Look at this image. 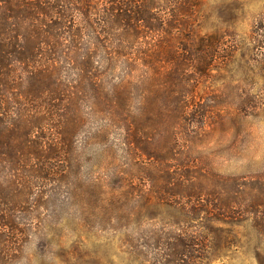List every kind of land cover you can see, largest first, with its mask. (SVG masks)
Segmentation results:
<instances>
[{
  "label": "trees",
  "instance_id": "obj_1",
  "mask_svg": "<svg viewBox=\"0 0 264 264\" xmlns=\"http://www.w3.org/2000/svg\"><path fill=\"white\" fill-rule=\"evenodd\" d=\"M200 5L0 0V264H30L62 205L83 208L77 225L123 232L139 264H204L222 225H248L264 249V156L236 175L210 151L218 125L263 102L212 82L230 53L201 31ZM251 42L264 69V13Z\"/></svg>",
  "mask_w": 264,
  "mask_h": 264
},
{
  "label": "rangeland",
  "instance_id": "obj_2",
  "mask_svg": "<svg viewBox=\"0 0 264 264\" xmlns=\"http://www.w3.org/2000/svg\"><path fill=\"white\" fill-rule=\"evenodd\" d=\"M201 2L198 25L203 32L223 34L230 53L227 63L217 66L212 82L221 78L228 81L233 91L251 92L262 110L247 121L233 124L227 119L218 131L211 135L210 151L217 167L223 173L243 175L251 156H264V69L253 63L251 28L264 13V0H199ZM256 111V112H257ZM246 130L251 134L246 136ZM228 132V133H226ZM232 136L240 141H231ZM218 139L221 144L215 143ZM237 143L236 151L225 149ZM210 144V145H211ZM122 152H118L116 163H121ZM99 160L96 157L85 165L86 175ZM83 208L78 205H62L59 208L63 220L55 225L46 222L43 235L33 237L27 252H34L30 264H139L125 251L121 242L124 233L102 231L96 226L77 225V217ZM139 219V218H138ZM217 226V225H215ZM210 235V247L204 264H264V249L256 247L258 241L248 225L221 226Z\"/></svg>",
  "mask_w": 264,
  "mask_h": 264
}]
</instances>
